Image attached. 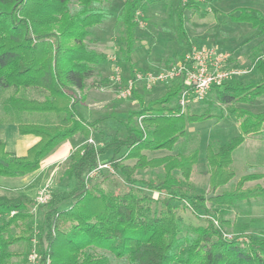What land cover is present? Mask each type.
<instances>
[{
    "label": "trees",
    "instance_id": "1",
    "mask_svg": "<svg viewBox=\"0 0 264 264\" xmlns=\"http://www.w3.org/2000/svg\"><path fill=\"white\" fill-rule=\"evenodd\" d=\"M112 0H0V87H15L3 105L0 124L15 123L23 135L33 134L38 141L25 154L7 149L0 138V175L22 178L41 167L43 159L61 142L82 135L86 141L71 151L63 176L74 180L70 190L55 188L48 202L38 205L42 223L35 232L36 200L26 194H0V264H9L22 255L17 264H29V252L11 248L28 246L37 240V264H115L96 250H109L128 264H264V228L226 236L231 221L228 208L240 202L264 197V185L249 181L264 179V172L241 176L236 186L223 188L236 175L234 150L249 135L264 138V111L253 113L238 103L259 104L264 96V55L252 59L260 74L257 81L233 79L214 85L209 100L228 105L230 115L240 123V133L218 147L208 144L207 162L210 191L197 192L192 174L199 160L197 148L177 149L180 138L188 135L191 123L214 116L211 112L182 111L177 103L185 86L181 78L167 86L161 96L146 102L138 95L139 107L129 112L126 134L105 125L106 114L88 120L77 105L84 100L86 80L97 67L109 60L104 52L88 46L92 29L113 14ZM153 0H124L117 21L124 42L118 60L134 69L133 54L140 47L137 27L147 20ZM195 7V8H194ZM200 8L199 3L179 4L177 33L189 41L185 12ZM234 22H249L264 32V13L254 7H240L230 14ZM190 49L193 47L190 43ZM189 49V50H190ZM176 55L175 61L184 58ZM34 88L43 98L20 94L21 88ZM19 91V93H17ZM95 134L107 137L100 141ZM93 138V142L88 140ZM167 149L173 154L149 159L145 150ZM112 151L108 159L101 156ZM136 159L131 165L127 160ZM101 163L125 176L123 191H105L91 185L88 175ZM156 179L143 183L152 192L137 185L135 172L159 168ZM70 201L69 206L62 203ZM208 203L213 204V208ZM190 210L204 214L199 225L187 224L180 214ZM222 212L216 219L211 212Z\"/></svg>",
    "mask_w": 264,
    "mask_h": 264
},
{
    "label": "rangeland",
    "instance_id": "2",
    "mask_svg": "<svg viewBox=\"0 0 264 264\" xmlns=\"http://www.w3.org/2000/svg\"><path fill=\"white\" fill-rule=\"evenodd\" d=\"M199 3L200 8L188 9L185 12V27L191 44H196L199 47L209 46L218 47L222 51L228 52L223 46L227 45L228 50H234L238 55L244 56L246 65L241 67H232L245 71L243 74L236 76L240 81L252 80L250 76L251 65L248 61V56L252 55L256 46H260V41L256 36V31L252 24L247 22H235L232 23V27L223 24L220 29V33H228L229 36L224 38L223 34L217 36V40H210L211 35L208 34L203 38L200 37L199 31H196L191 22H200V17L208 15V24L216 23V19L220 23L226 21L228 14L234 12L240 6L246 5V0H153L151 7L148 9L147 20L137 27V37L139 39L140 47H138L133 54L132 63H134V69L131 71L128 63L119 61L118 58L122 55V47L124 42L121 39L122 29L120 23L117 21V16L121 13L124 5V0H112L110 4V11L113 16L105 23L98 25L92 29V35L87 39L88 46L95 49L98 52H104L108 55L109 64L104 62L100 65L103 66L102 74H95L94 76L86 80V87L82 93L84 100L80 102L77 107L82 110L88 109L91 113V121L96 119L100 115L113 114L115 116L109 117L105 121V125L118 130L121 134H126V126L124 122L127 120L129 112L139 107L138 95H142L146 102L153 100L167 90V86L171 83H160L154 86L152 89H147L142 82H137V87L131 96L126 98L119 96V89L116 87L110 79L113 74L114 67L118 65L121 68L124 79L133 76L134 74L151 70L153 72H159L164 68L176 63L174 57L183 52H187L190 49V43L188 40L179 38L177 33V10L179 4ZM205 2L208 4L206 6ZM195 8V7H194ZM202 15V16H201ZM215 15L217 18H215ZM213 27V26H212ZM240 38V41L238 40ZM116 57V60L113 57ZM231 58V57H230ZM231 60V59H230ZM179 61V60H178ZM257 74V73H256ZM131 75V76H130ZM259 75V74H258ZM15 87H0V116L3 114V105L5 100L14 93ZM20 94H24L29 97L43 98V94L34 90V88H21ZM19 93V91H17ZM210 96V95H209ZM209 96L202 102L198 103V106L193 112H211L213 117L191 123L188 127V135L180 138L177 142V149L189 152L195 148L199 150V160L192 174V180L196 185L197 192L210 191L209 176L205 175L202 170L208 167L207 162V148L208 144L212 143L216 148L221 144L227 142L232 137L238 135L241 131L240 123L236 117L232 116L228 112V105L211 102ZM88 97L91 99H106L104 106L97 105V108L89 105L87 101ZM88 102V103H87ZM87 104V105H86ZM192 106V105H191ZM196 106V105H195ZM238 107L250 110L253 113H259L264 111V96L261 102L258 104L238 103ZM86 112V111H85ZM4 131L5 135L2 136L7 143V148L10 151H14L17 154H25L28 147L33 144L36 136H25L20 134L17 125L15 123H3L0 124V132ZM95 138L104 141L107 137H101L98 134L94 135ZM78 136H73L69 141L61 144L60 148L50 152L43 160H51L55 157L62 155L63 153H70L71 149L77 147ZM19 143L22 145L19 146ZM170 152L167 149H160L157 151L145 150L144 153L149 159L162 156L165 153ZM261 153V154H260ZM111 153H108L107 158H110ZM235 169V177L227 183L223 188L217 190V192L223 189L231 190L238 183L241 176L252 172H264V141L257 144L253 141H248L238 147L233 153ZM257 158V159H256ZM64 160L61 164L55 165L54 169H46L33 181L25 184L22 178H12L0 175V194H26L29 197L36 198L39 192L48 187L50 190L60 188L63 190H70L74 187V180H69L63 176L64 172ZM129 161H126V163ZM136 159H132L131 163H135ZM43 163V161H42ZM41 163V164H42ZM130 163V162H129ZM131 164V165H133ZM52 172V173H51ZM163 172L161 167L159 168H146L139 169L135 172V177L139 181L137 183L144 191L152 193L155 197L159 194L157 192L150 191L143 181L156 179L159 174ZM30 175V174H29ZM28 176V175H27ZM26 177V176H25ZM125 176L121 172H115L113 169L101 168L94 173L88 175V180L91 185H96L98 189L105 191H123L125 187ZM261 183L264 184V179L255 181L252 184ZM247 183L246 185H252ZM70 201L62 203L63 207L69 206ZM209 207L213 208L212 203H208ZM239 206L234 208H228L225 213V217L231 221L226 233L230 236L235 233L245 231L241 225H247L249 231H258L264 228V197L255 198L251 200H245L238 204ZM244 213V217L237 218L236 213ZM35 214V232H39L41 229L42 216L38 208V205L33 207ZM222 212H211V216L216 220ZM180 214L184 218L187 224L199 225L204 222V214L200 216L194 215L190 210L181 211ZM37 240L35 239L31 245L26 243H20L13 246L11 249L20 253L27 250L29 253L36 248ZM99 253L106 254L110 260L115 264H128L125 259H119L109 250H96ZM23 256H14L10 259L9 264H17L22 260Z\"/></svg>",
    "mask_w": 264,
    "mask_h": 264
},
{
    "label": "built area",
    "instance_id": "3",
    "mask_svg": "<svg viewBox=\"0 0 264 264\" xmlns=\"http://www.w3.org/2000/svg\"><path fill=\"white\" fill-rule=\"evenodd\" d=\"M230 57L231 54L229 52L222 51L218 47H199L198 45H194L185 53L183 59L159 72L148 70L144 73L138 72L124 79L121 68L116 65L110 79L118 87L119 96L126 98L133 94L137 87V82H142L147 89H152L157 84L172 83L183 78L185 86L180 93L177 103L181 107V110L185 111L189 107L191 108V105L204 101L210 95L214 85L230 82L236 76L245 72L229 67ZM113 59L116 60V57L114 56ZM88 141L94 143L93 138H90ZM101 168L110 169L111 167L107 163H101L94 171ZM94 171L91 173H94ZM51 194L52 190L48 187L42 189L35 198L37 205L48 202ZM215 224L218 225V221L215 220ZM225 235L230 237L227 233ZM28 262L29 264H37L36 248L30 251Z\"/></svg>",
    "mask_w": 264,
    "mask_h": 264
},
{
    "label": "crops",
    "instance_id": "4",
    "mask_svg": "<svg viewBox=\"0 0 264 264\" xmlns=\"http://www.w3.org/2000/svg\"><path fill=\"white\" fill-rule=\"evenodd\" d=\"M246 5H243V6H240V7H254V8H257V9H259V10H261L263 13H264V0H246ZM205 4H206V6L208 5L206 2H205ZM236 11V10H235ZM230 14L231 13H229L228 14V18L229 19H227L226 21H222V23H220L219 22V20H217L216 19V23H212L211 25H209L208 24V22H207V20H208V15H205V16H203V17H200L201 19H200V22H191L192 24H191V26L196 30V31H199V33H200V37H205L207 34H208V36L209 35H211L212 37H211V39L210 40H217V36H219L220 34H223V37L224 38H226V37H228L229 36V34L227 33H225V32H222V33H220V29H218V27H221L223 24H226V25H228V27H232V23L234 24L235 22L234 21H232L231 19H230ZM202 16V15H201ZM215 18H217L216 17V15H215ZM241 23H245V22H241ZM247 23H249V22H247ZM249 24H251V23H249ZM213 26V27H212ZM254 30L256 31V36L258 37L257 39H258V41L257 42H259L260 41V46H256V48H255V50H254V52H253V54L252 55H250V56H248L250 59L248 60L249 62H250V64H252L251 65V75L250 76H248V75H245V77H253L252 78V80H248V81H244V82H249V81H257V80H259L260 79V74H259V72H258V70L254 67V65H253V62H252V59H253V56H254V54L255 53H261V54H263L264 55V32L263 33H261V32H259V30H257V29H255L254 28ZM238 40L240 41V38H238ZM194 45H196V44H192V46H194ZM222 48H224L225 50H227L230 54H231V60L229 61V67H241V66H243V65H246V64H248V63H245V57L244 56H241V55H238L237 54V52L236 51H234V50H228V48H227V45H225V46H223ZM135 53V52H134ZM134 60V59H133ZM135 61V60H134ZM136 62V61H135ZM106 63H110V62H106ZM103 66L104 65H99L98 67H97V73L96 74H99L100 72L102 73V74H104L103 72H102V70H103ZM257 73V74H256ZM259 74V75H258ZM239 79V77L238 78H236L235 80H238ZM240 81V80H239ZM88 100L87 101H89V105L90 106H93L94 108H97V105L99 104V106H104L105 104H106V99H98V98H92L91 99V97H88L87 98ZM88 103V102H87ZM87 105V104H86ZM196 105V106H195ZM259 105V104H258ZM198 106V103H195V104H193L192 106H191V108H190V110L193 112L194 111V109L196 108ZM79 109V108H78ZM83 114H84V116L88 119V120H91L90 118H92L91 117V113H90V111H88V109L87 108H85V110H82L81 108L79 109ZM86 111V112H85ZM104 115H106V114H104ZM103 114L102 115H100V116H98L97 118H99V117H101V116H104ZM96 118V119H97ZM95 120V119H94ZM17 125V124H16ZM17 128H18V125H17ZM18 131H19V128H18ZM20 132V131H19ZM21 134V133H20ZM5 135V133H4V131H2V132H0V138L1 139H3L4 141H5V143H6V140L2 137V136H4ZM23 135V134H22ZM30 135H33V134H27V135H25V136H30ZM35 136V135H34ZM76 136H78V135H76ZM37 137V136H36ZM79 138L80 139H78V144H77V147L79 146V145H81V144H83L85 141H86V138L84 137V136H82V135H79ZM71 138H69V139H67V140H65V141H63V142H61L56 148H55V150H57L58 148H60V146H62L61 144H63L64 142H66V141H69ZM253 141V142H256L257 144H259L260 145V143H262L263 141H264V138L261 136V135H249V136H247V138L245 139V141L241 144V145H243L244 143H246V142H248V141ZM38 141V137H37V139H34V141H33V144L32 145H34L36 142ZM31 145V146H32ZM241 145H239L238 147H240ZM6 146H7V143H6ZM22 145L19 143V146L18 147H21ZM237 147V148H238ZM29 148V147H28ZM236 148V149H237ZM8 149V148H7ZM75 149V148H74ZM74 149H71L70 150V153H71V151L72 150H74ZM235 149V150H236ZM234 150V151H235ZM155 151H157V150H155ZM12 152H14V151H12ZM14 153H16V152H14ZM69 153V154H70ZM108 153H111V155H110V157L112 156V151H109ZM108 153H106V154H104V155H102L101 156V159H108L107 157H105V156H107L108 155ZM173 153H176V151H170V152H168V153H165V154H163L162 156H164V155H167V154H173ZM234 153V152H233ZM17 154V153H16ZM69 154H67V153H63L62 155H60V156H58V157H55V158H53V159H51V160H46V162L43 160V163L41 164V167L37 170V171H35V172H33V173H31L30 175H28V176H26V177H24V178H22V180H23V182L26 184H28L29 183V181H33V180H35L36 178H38L39 177V175H41V173L42 172H44L46 169H49V168H52V170L54 169V167H55V165H59V164H61L64 160H66L67 159V157L69 156ZM261 154V153H260ZM18 155H22V154H18ZM234 159V158H233ZM257 159V158H256ZM131 160L132 159H130V160H127V161H129V162H127V163H129V164H133V163H131ZM207 169H208V167H206L204 170H202V172L205 174V175H208L209 176V174H207ZM52 173V172H51ZM252 173H260V172H252ZM248 174V173H247ZM136 178V177H135ZM261 180H263V179H261ZM257 181H259V180H257ZM253 182H255V181H249L248 183H253ZM256 184V183H255ZM209 185V187H210V183L208 184ZM253 185V184H252ZM264 185V184H263ZM236 216H237V218H239V217H244L245 216V214L244 213H239V211H237V213H236Z\"/></svg>",
    "mask_w": 264,
    "mask_h": 264
},
{
    "label": "water",
    "instance_id": "5",
    "mask_svg": "<svg viewBox=\"0 0 264 264\" xmlns=\"http://www.w3.org/2000/svg\"><path fill=\"white\" fill-rule=\"evenodd\" d=\"M212 196H215L214 191L210 192L209 195H208L209 198L212 197Z\"/></svg>",
    "mask_w": 264,
    "mask_h": 264
}]
</instances>
